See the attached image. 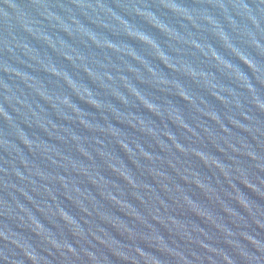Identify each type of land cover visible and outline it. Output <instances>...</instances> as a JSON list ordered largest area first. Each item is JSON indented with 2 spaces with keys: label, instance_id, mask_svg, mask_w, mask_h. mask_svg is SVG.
Here are the masks:
<instances>
[{
  "label": "water",
  "instance_id": "1",
  "mask_svg": "<svg viewBox=\"0 0 264 264\" xmlns=\"http://www.w3.org/2000/svg\"><path fill=\"white\" fill-rule=\"evenodd\" d=\"M0 264H264V0H0Z\"/></svg>",
  "mask_w": 264,
  "mask_h": 264
}]
</instances>
